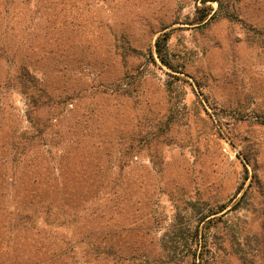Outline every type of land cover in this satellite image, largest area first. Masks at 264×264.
I'll return each instance as SVG.
<instances>
[{"label":"rangeland","instance_id":"obj_1","mask_svg":"<svg viewBox=\"0 0 264 264\" xmlns=\"http://www.w3.org/2000/svg\"><path fill=\"white\" fill-rule=\"evenodd\" d=\"M201 1L0 0V264H157L162 229L176 220L193 227L221 205L215 221L199 223L202 264H264V0L207 2L216 17L203 26ZM167 33L178 72L149 58ZM127 41L141 54L124 67ZM21 61L68 106L60 125L19 154L30 126L23 97L5 77ZM125 70L131 96L111 92ZM168 115L164 142L145 143ZM130 146L138 149L132 158ZM63 150L75 161L78 190L93 185L85 197L95 211L99 192L123 190L120 221H149L156 235L77 243L71 237L81 228L46 226L47 168ZM96 222L86 225L109 224ZM106 248L110 255L100 256Z\"/></svg>","mask_w":264,"mask_h":264},{"label":"trees","instance_id":"obj_2","mask_svg":"<svg viewBox=\"0 0 264 264\" xmlns=\"http://www.w3.org/2000/svg\"><path fill=\"white\" fill-rule=\"evenodd\" d=\"M207 2H216L218 7L221 8L219 0H202L203 7H197L200 16L196 20V24L205 25L210 23L216 17V12L212 11L211 7L206 5ZM168 40V33L157 37L155 40L153 48L149 49V58L156 65L158 62L161 66L167 68L172 72H178V67L174 65L168 54L166 43ZM3 44L0 43V51L3 52ZM122 53L119 55L120 62L126 66L128 59L138 58L140 52L130 46L129 42L122 43L121 47ZM153 53L154 56L153 57ZM156 60V61H155ZM121 80L118 81L119 84H113V89L111 92L116 95L121 96H131V87L133 82H128L127 70L124 71ZM5 81L9 86L16 89L17 92L23 97L26 110H25V120L30 126V130L24 131L20 135V142L16 143V149L20 150L19 154L24 153V151L31 150L35 147L42 138H46L50 129L60 125L63 109L68 106V100H56L54 99L40 84V80L29 70L28 66L24 61H21L15 65L14 69L6 73ZM4 81V82H5ZM5 82V83H6ZM46 110L49 112L47 117H42L41 114ZM66 110V109H65ZM172 118L168 115L164 119H159L155 127L157 130L151 133V137H146L145 143L150 145L154 141L163 143L168 132L172 129L171 123ZM154 124V123H153ZM142 137L134 138L133 141L139 142ZM134 146L129 147V157H135L138 153V149H134ZM59 154V162L50 164L47 168L48 182L46 183L49 192L48 202L45 206L44 223L46 226L59 228L63 230H71L73 234L77 228H81L79 236L71 237L77 243H82L84 240L89 238H96L100 241H116L120 238L125 237L129 234L144 235V233H153L156 235L158 232L154 226H151L146 221V225H130L125 224V220L120 221V215L125 210L123 207L125 202L128 201L125 197V191L120 190L118 192L100 193V200L102 205L97 207L96 211L93 209V202L86 199L85 195H90L91 184H85L80 190H78V183L75 181V175L71 170L75 167V161L72 158L71 152L61 151ZM244 163L248 165L249 161L244 159ZM124 166V165H123ZM120 165L118 168L110 167L113 172L115 170L120 171L123 169ZM55 175H58L57 177ZM87 182V181H86ZM113 183L111 186H113ZM78 185V187H77ZM105 186L102 181L99 184L101 192ZM95 194H98V189H95ZM110 195H114V198L110 199ZM85 202H91L90 209L86 212L80 211L78 207ZM239 202V201H238ZM238 202L236 204H238ZM225 205L219 207H209L207 213L202 215L195 226H183L181 222L174 221L169 224V228L162 229L161 236L157 240V245L159 253L155 258V263L157 264H202L203 263V253L198 252L200 246V235L201 230L199 229V223L204 222L209 225L215 221V216L224 212L226 210ZM96 220V225L100 226V223H109L106 227H97L92 230L88 228L86 222H94ZM143 225V224H142ZM158 226V225H156ZM155 226V227H156ZM160 226V225H159ZM153 228V229H152ZM152 234V235H153ZM201 248V246H200ZM112 249L100 250L99 254L110 255ZM113 252V251H112ZM124 256H127L124 253ZM129 257H133L129 255ZM242 262H245L243 259Z\"/></svg>","mask_w":264,"mask_h":264}]
</instances>
